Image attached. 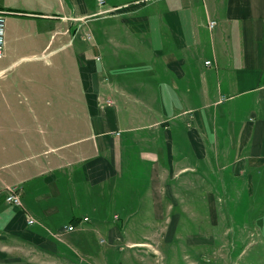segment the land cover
I'll return each instance as SVG.
<instances>
[{
  "label": "crops",
  "instance_id": "0c3cea01",
  "mask_svg": "<svg viewBox=\"0 0 264 264\" xmlns=\"http://www.w3.org/2000/svg\"><path fill=\"white\" fill-rule=\"evenodd\" d=\"M0 10V241L18 254L0 248L1 263L56 264L58 243L90 221L73 215L63 230L69 203L80 189L92 199L117 188L136 146L148 148L139 157L155 189L202 181L174 162L182 138L199 166L215 151L234 156L224 167L235 174L264 171V0H0ZM13 186L22 206L6 200Z\"/></svg>",
  "mask_w": 264,
  "mask_h": 264
},
{
  "label": "rangeland",
  "instance_id": "374dc122",
  "mask_svg": "<svg viewBox=\"0 0 264 264\" xmlns=\"http://www.w3.org/2000/svg\"><path fill=\"white\" fill-rule=\"evenodd\" d=\"M177 143L175 164L195 165L199 171L189 174L202 181L150 188L152 164L139 157L148 148L136 146L117 188L94 191L92 199L80 189L69 203L63 225L73 215L90 221L58 243L56 264H264V171L235 174L233 165L224 167L234 156L215 151L199 166L190 141ZM6 241L5 256L18 257Z\"/></svg>",
  "mask_w": 264,
  "mask_h": 264
},
{
  "label": "built area",
  "instance_id": "2783aa9c",
  "mask_svg": "<svg viewBox=\"0 0 264 264\" xmlns=\"http://www.w3.org/2000/svg\"><path fill=\"white\" fill-rule=\"evenodd\" d=\"M100 4L104 2V0H99ZM8 11L0 10V58L4 54V47H5V38H6V15ZM215 20L210 21V27L213 28L216 25ZM88 36H90L88 34ZM207 64H210L211 61H207ZM111 100H107L106 104H111ZM7 201L14 206H22V200H21V188L19 186H13L9 188V192L7 195ZM83 221H89V217L85 216L83 217ZM34 220L30 219L29 223H33ZM76 226L74 224H67L64 225L63 230L66 231H74Z\"/></svg>",
  "mask_w": 264,
  "mask_h": 264
},
{
  "label": "bare ground",
  "instance_id": "6f19581e",
  "mask_svg": "<svg viewBox=\"0 0 264 264\" xmlns=\"http://www.w3.org/2000/svg\"><path fill=\"white\" fill-rule=\"evenodd\" d=\"M21 188V187H20ZM6 200H7V198H6ZM8 202V201H7ZM13 205V204H12Z\"/></svg>",
  "mask_w": 264,
  "mask_h": 264
}]
</instances>
